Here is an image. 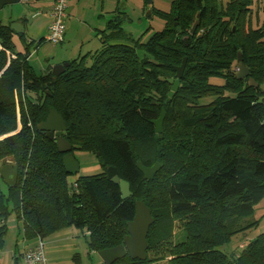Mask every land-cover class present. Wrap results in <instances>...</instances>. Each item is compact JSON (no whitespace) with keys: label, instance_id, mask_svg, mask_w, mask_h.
Wrapping results in <instances>:
<instances>
[{"label":"trees","instance_id":"trees-1","mask_svg":"<svg viewBox=\"0 0 264 264\" xmlns=\"http://www.w3.org/2000/svg\"><path fill=\"white\" fill-rule=\"evenodd\" d=\"M256 2L173 0L169 12L155 11L164 29L133 45L120 43L117 19L99 33L102 48L69 61L60 76L52 68L38 74L25 33L0 20V161L12 157L18 167L16 185L0 190V252L11 214L28 242L75 227L86 232L89 253L117 247L143 201L154 219L147 259L126 255L114 264H264V233L233 258L220 250L258 225L253 218L264 200V92L248 85L249 78L264 85V19ZM239 53L246 80L233 72ZM161 78L179 80L174 97ZM51 109L68 127L63 137L72 154L96 155L103 174L69 182L64 154L37 130ZM162 110L159 138L153 121ZM138 163L161 169L147 180ZM109 168L130 184L131 197L123 199ZM21 261L19 253L14 264ZM72 263L80 264V255Z\"/></svg>","mask_w":264,"mask_h":264},{"label":"rangeland","instance_id":"rangeland-1","mask_svg":"<svg viewBox=\"0 0 264 264\" xmlns=\"http://www.w3.org/2000/svg\"><path fill=\"white\" fill-rule=\"evenodd\" d=\"M173 0H69L66 18L64 42L55 44L46 41L52 22L53 0H21L19 3L5 6L2 24L9 20L22 19L25 22L24 41L29 48V62L38 74L46 72L48 68L84 57L94 53L96 48H102L101 37L96 35V29L105 30L109 24L117 19L121 21L123 38L120 43L133 45L135 40L146 43L149 38L165 27V22L155 11L169 12ZM228 1V0H224ZM151 2V3H150ZM255 3L254 11H258L264 19V0ZM49 13H43V9ZM256 14H254L255 20ZM45 39L42 44L39 41ZM17 50L23 52L25 45L15 37ZM21 42V43H20ZM98 46V47H95ZM140 54H143L140 51ZM91 61L89 59L88 64ZM52 70V69H51ZM238 68L234 69L237 73ZM214 84H222V80H212ZM230 95V94H229ZM212 97L203 99L201 104H209ZM74 158L79 164L78 173L70 176L69 182L74 183L77 178L100 175L104 167L99 157L86 151L76 150ZM7 184L0 177V190L7 192ZM254 220L258 225L232 238L229 244L220 247L228 257L233 258L240 253L249 242L264 233V200L257 205ZM183 222H177L175 230L179 232ZM7 233L4 248L0 252V264H14L19 249H24L26 240L23 222L15 214H11L7 221ZM86 232L75 227L65 228L43 239L45 255L48 264H70L73 257L80 255V264H102L98 253H89ZM36 241V240H34ZM34 241H29L31 244ZM170 258L153 264H170ZM23 262L21 261V264Z\"/></svg>","mask_w":264,"mask_h":264},{"label":"water","instance_id":"water-1","mask_svg":"<svg viewBox=\"0 0 264 264\" xmlns=\"http://www.w3.org/2000/svg\"><path fill=\"white\" fill-rule=\"evenodd\" d=\"M20 1L21 0H0V20L2 19L3 9L5 6L16 4ZM11 28L15 29L13 26H11ZM196 28L197 23L194 24L192 33L195 32ZM16 31L19 30L17 29ZM184 40L186 43H188V37H185ZM68 67L69 63L66 62L53 67L51 72L55 76H60ZM249 75V70L244 66L242 55L239 53L236 78L239 80H246L248 79ZM161 81H166L169 84H172L169 97H174L180 86L179 80H164L161 78ZM248 85L253 88H260L264 92V85L260 86L252 78L248 79ZM164 119L165 111L162 110L159 119L153 121L156 133L159 138H163L162 134ZM37 130L43 134H46L50 140H54L56 142L58 151L61 154H64L63 165L66 172L70 175L78 173L80 167L72 154L73 148L67 139L63 137V135L68 131V127L64 119L55 110L51 109L46 120L37 126ZM137 166L147 180H153L156 173L161 169L160 164H155L150 168L144 167L141 163H138ZM0 177L6 182L7 185H16L18 179V167L15 165V160L12 157L0 161ZM107 177L120 186L123 199H127L132 196L130 184L119 178L118 172L115 168L108 169ZM153 224L154 219L152 217L151 210L145 205L143 201H137L135 217L132 221L128 222V234L125 237L124 243L117 247L98 252V255L102 259L103 263L114 264L116 261L124 258L126 255H129L133 260L145 261L147 259V250L149 248L147 237Z\"/></svg>","mask_w":264,"mask_h":264},{"label":"built area","instance_id":"built-area-1","mask_svg":"<svg viewBox=\"0 0 264 264\" xmlns=\"http://www.w3.org/2000/svg\"><path fill=\"white\" fill-rule=\"evenodd\" d=\"M69 0H53L52 22L46 41L55 44L64 42L66 31V18ZM23 264H48L45 255V243L38 239L37 243L22 252ZM73 264V263H72Z\"/></svg>","mask_w":264,"mask_h":264},{"label":"crops","instance_id":"crops-1","mask_svg":"<svg viewBox=\"0 0 264 264\" xmlns=\"http://www.w3.org/2000/svg\"><path fill=\"white\" fill-rule=\"evenodd\" d=\"M43 13H45V14L47 13L48 14L49 13V10L47 8L46 9H43ZM24 22L25 21L22 20V19H16V20H9L8 24H10V26H13L16 30L17 29L19 30V31H16L15 29L12 28L15 32H17L19 34H23L24 33V29H25V23ZM5 25H7V24H5ZM48 30H49V28H48ZM100 32H101V30L96 29V35H100L99 34ZM95 47H98V46H95ZM96 49L99 50V48H96ZM97 50H95V51H97ZM37 241H38V239L36 241L32 242L31 244H27L28 241H26V246L22 250H20V248H18V246H17V249H19L18 254L19 253H22L24 250H26V249H28L30 247H33L37 243ZM101 262L103 263L102 260H101ZM70 264H72V263H70Z\"/></svg>","mask_w":264,"mask_h":264},{"label":"flooded vegetation","instance_id":"flooded-vegetation-1","mask_svg":"<svg viewBox=\"0 0 264 264\" xmlns=\"http://www.w3.org/2000/svg\"><path fill=\"white\" fill-rule=\"evenodd\" d=\"M236 75V74H235Z\"/></svg>","mask_w":264,"mask_h":264}]
</instances>
